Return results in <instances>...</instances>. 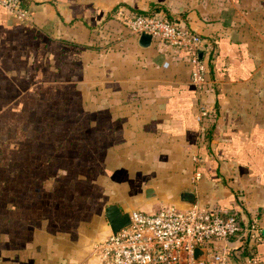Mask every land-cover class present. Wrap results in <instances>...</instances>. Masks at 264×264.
I'll return each instance as SVG.
<instances>
[{
    "label": "crops",
    "instance_id": "0c3cea01",
    "mask_svg": "<svg viewBox=\"0 0 264 264\" xmlns=\"http://www.w3.org/2000/svg\"><path fill=\"white\" fill-rule=\"evenodd\" d=\"M23 3L28 22L0 5V264H98L91 247L111 232L107 204L184 207L181 190L234 208L233 193L246 191L238 212L264 234V184L248 163H264V112L249 104L247 136L240 121L227 126L244 116L199 120L184 51L143 46L125 24L161 6L209 42L206 75L234 88L257 74L264 0Z\"/></svg>",
    "mask_w": 264,
    "mask_h": 264
},
{
    "label": "built area",
    "instance_id": "2783aa9c",
    "mask_svg": "<svg viewBox=\"0 0 264 264\" xmlns=\"http://www.w3.org/2000/svg\"><path fill=\"white\" fill-rule=\"evenodd\" d=\"M0 5L16 20H30L23 0H0ZM125 24L133 34H148L151 40L183 50L190 82L202 93L207 72L203 55L209 48L203 36L160 10L132 12ZM197 108V118H206L207 110L200 104ZM128 215L127 225L92 243L98 264H263L252 251L238 254L240 246L252 247L264 236L256 216L243 217L237 209L167 203L152 212L136 209ZM195 248L202 252L197 259Z\"/></svg>",
    "mask_w": 264,
    "mask_h": 264
},
{
    "label": "rangeland",
    "instance_id": "374dc122",
    "mask_svg": "<svg viewBox=\"0 0 264 264\" xmlns=\"http://www.w3.org/2000/svg\"><path fill=\"white\" fill-rule=\"evenodd\" d=\"M257 31L260 33V37L262 39H260V42H263L264 39V26L263 27H259L257 28ZM261 49L262 51L264 50V42L262 43ZM252 45V48H254V45ZM256 46V51L259 52L257 45ZM260 53V52H259ZM261 54V61L257 68V74H255L254 77H251L250 79H247L245 81L242 82H237L238 83V87H234L231 88L230 86L225 85L224 83H220L217 80H214L213 78H210L206 75V81H205V85H204V89L202 90V93H200L199 95H197V100H196V104L197 105H201L203 106L207 111H206V117H210L213 118V115H217L218 117L223 116V120H226V118H228V116H238V117H242L244 116V120L242 123V120H240L241 118L236 119L235 117L231 118L232 121H229L228 125L230 124H234V126L236 125V121H240L241 124H239V128L236 127L235 131L238 130V132H241V128H245V126H243L244 122L246 120H248L247 116H250L249 114V109L251 107H249V104L252 102L253 104H256V109H261V113L264 112V53H260ZM263 54V55H262ZM259 54H256V56ZM208 70V69H207ZM229 84V83H228ZM206 98V96H209L208 101L206 99L205 102L204 100L202 101V97ZM209 106H208V104ZM238 105V106H237ZM208 106V107H207ZM218 109V110H217ZM249 114V115H248ZM264 119V117H263ZM245 125V124H244ZM244 132H246V136H247V131H243L241 133L244 134ZM250 133V131H248V134ZM244 136H240V138H242ZM254 140V139H253ZM256 143V140H255ZM255 148L260 151L262 150V145L261 143H259V141H257ZM259 154H257V156L255 157V155H252L250 158V162H248L250 164V166L252 167V175L254 173V175H256V178H253V181L256 180V182L261 185L264 184V170H262V167H264V163L262 161H258L257 157ZM220 157L219 155L215 156V160L216 158ZM239 157H241L239 155ZM217 158V159H218ZM259 163H258V162ZM247 162V160H246ZM251 175V176H252ZM229 178V176H228ZM231 178V177H230ZM262 189V186L258 185V193L260 192V190ZM241 191V192H240ZM240 192L239 195H245L244 193L246 191H243L242 189H236V192L233 193L234 197H235V204L237 208L231 207V206H224L225 208H234L237 209L238 211L241 210L239 209L238 206L242 207V204L244 203L243 199L241 198H237L236 195H238V193ZM249 193H247L246 195H248ZM253 194V193H252ZM254 194H256V192H254ZM255 198L257 197L254 196ZM252 197V198H254ZM241 202V203H240ZM261 207V206H260ZM244 208V207H243ZM263 208V207H261ZM245 210V209H244ZM256 215L258 216L259 213L258 210L255 211ZM242 212H239V214H241ZM242 215V214H241ZM260 217V216H259Z\"/></svg>",
    "mask_w": 264,
    "mask_h": 264
},
{
    "label": "water",
    "instance_id": "95a60500",
    "mask_svg": "<svg viewBox=\"0 0 264 264\" xmlns=\"http://www.w3.org/2000/svg\"><path fill=\"white\" fill-rule=\"evenodd\" d=\"M150 42V36L148 34H140L138 36V43L145 46ZM200 54V53H199ZM179 199L183 202L194 204L196 202L195 195L192 191L181 190L178 194ZM105 219L109 225L111 233H115L119 228L129 223V215L127 211H122L115 203L107 204L104 207ZM201 250L195 248L193 255L194 258H199Z\"/></svg>",
    "mask_w": 264,
    "mask_h": 264
},
{
    "label": "trees",
    "instance_id": "16d2710c",
    "mask_svg": "<svg viewBox=\"0 0 264 264\" xmlns=\"http://www.w3.org/2000/svg\"><path fill=\"white\" fill-rule=\"evenodd\" d=\"M161 8V6H159V5H154V4H150V9H148V10H143V11H138L137 10V12H140V13H150V12H153V11H158L159 9ZM186 25V24H185ZM206 61V60H205ZM206 67H207V63H206ZM208 69H209V67H208ZM207 73V72H206ZM263 234V233H262ZM263 236H264V234H263ZM260 245H262V246H264V242L263 241H260V242H257L253 247H251V246H240L239 248H238V254H241V255H243V254H245V253H247L248 251H252L253 252V254L256 256V257H258L259 259H262L258 254H257V250H256V246H260Z\"/></svg>",
    "mask_w": 264,
    "mask_h": 264
}]
</instances>
